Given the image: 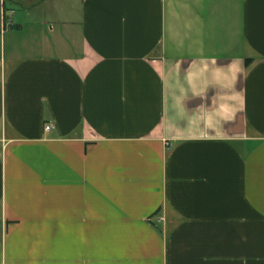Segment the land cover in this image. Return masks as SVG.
Instances as JSON below:
<instances>
[{
  "label": "crops",
  "instance_id": "crops-1",
  "mask_svg": "<svg viewBox=\"0 0 264 264\" xmlns=\"http://www.w3.org/2000/svg\"><path fill=\"white\" fill-rule=\"evenodd\" d=\"M10 3L0 264H264V0Z\"/></svg>",
  "mask_w": 264,
  "mask_h": 264
},
{
  "label": "rangeland",
  "instance_id": "rangeland-1",
  "mask_svg": "<svg viewBox=\"0 0 264 264\" xmlns=\"http://www.w3.org/2000/svg\"><path fill=\"white\" fill-rule=\"evenodd\" d=\"M4 1H6L7 5L9 6L10 3V0H0V10L2 9V5L4 3ZM8 29V28H7ZM26 33H18L17 36H18V42H19V45H20V42L22 41V38L23 36L25 35ZM3 40H5V37L2 35V33L0 32V54L3 52L4 50V45H3ZM9 41V40H8ZM7 41V42H8Z\"/></svg>",
  "mask_w": 264,
  "mask_h": 264
},
{
  "label": "built area",
  "instance_id": "built-area-1",
  "mask_svg": "<svg viewBox=\"0 0 264 264\" xmlns=\"http://www.w3.org/2000/svg\"><path fill=\"white\" fill-rule=\"evenodd\" d=\"M53 129H54V126H53V125H49V126H47L46 131H47V132H50V131H52Z\"/></svg>",
  "mask_w": 264,
  "mask_h": 264
},
{
  "label": "trees",
  "instance_id": "trees-1",
  "mask_svg": "<svg viewBox=\"0 0 264 264\" xmlns=\"http://www.w3.org/2000/svg\"><path fill=\"white\" fill-rule=\"evenodd\" d=\"M247 64H249V63L247 62Z\"/></svg>",
  "mask_w": 264,
  "mask_h": 264
}]
</instances>
